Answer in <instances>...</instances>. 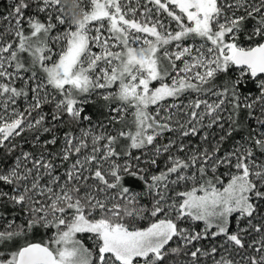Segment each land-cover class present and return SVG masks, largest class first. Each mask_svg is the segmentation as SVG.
<instances>
[{"label":"snow or ice","instance_id":"snow-or-ice-1","mask_svg":"<svg viewBox=\"0 0 264 264\" xmlns=\"http://www.w3.org/2000/svg\"><path fill=\"white\" fill-rule=\"evenodd\" d=\"M0 264H264V0H10Z\"/></svg>","mask_w":264,"mask_h":264},{"label":"trees","instance_id":"trees-1","mask_svg":"<svg viewBox=\"0 0 264 264\" xmlns=\"http://www.w3.org/2000/svg\"><path fill=\"white\" fill-rule=\"evenodd\" d=\"M10 0H0V16L5 15L8 11V4H9ZM144 224H146V221H141V225L143 226ZM37 239H39V234H37ZM85 243L88 244L89 247H91V243L89 241H87V239L85 238Z\"/></svg>","mask_w":264,"mask_h":264}]
</instances>
